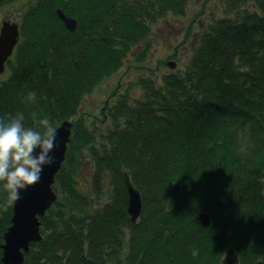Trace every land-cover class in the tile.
Segmentation results:
<instances>
[{"label":"trees","instance_id":"trees-1","mask_svg":"<svg viewBox=\"0 0 264 264\" xmlns=\"http://www.w3.org/2000/svg\"><path fill=\"white\" fill-rule=\"evenodd\" d=\"M17 1L0 0V8ZM190 1H31L9 73L0 74V117L23 113L26 127L47 118L57 128L77 116L153 25L185 15ZM57 8L77 19L75 31ZM140 85L142 98L121 93L108 108L113 124L100 136L83 116L74 123L54 183L61 196L41 217L43 238L23 264H222L231 246L241 264H263L264 0H225L224 16L203 31L185 70ZM86 155L95 163L90 194L76 178ZM125 172L143 197L136 222ZM106 174L111 200L93 210ZM6 198L0 189V204ZM13 205L0 208V243ZM200 211L210 214L209 226ZM2 256L0 248V264Z\"/></svg>","mask_w":264,"mask_h":264},{"label":"rangeland","instance_id":"rangeland-1","mask_svg":"<svg viewBox=\"0 0 264 264\" xmlns=\"http://www.w3.org/2000/svg\"><path fill=\"white\" fill-rule=\"evenodd\" d=\"M31 1L33 0H20L1 7L0 29L6 20L18 22L21 25L22 15ZM224 3L225 0H192L188 4L185 15L168 14L161 18L153 25L151 35L144 42L132 48L122 66L103 79L91 93L84 97L80 114L70 119L73 125L83 116L86 125L100 136L113 124L108 116V108L118 100L121 93H127L130 101L140 99L144 94L140 85L142 78L151 77L161 84L165 75L175 71H184L203 31L213 20L224 16ZM146 46H149L148 55L145 59H141L139 52ZM170 62H175L176 67L172 68L169 65ZM8 73L9 68L6 63V70L0 74L5 77ZM94 172L95 163L89 155H86L76 178L78 187L87 194H90L93 189ZM103 184L104 193L101 196H94L93 210L104 206L111 200L114 186L110 175L106 174ZM57 188L59 189V186ZM57 195L61 196L58 192ZM262 263L264 264V258Z\"/></svg>","mask_w":264,"mask_h":264},{"label":"water","instance_id":"water-1","mask_svg":"<svg viewBox=\"0 0 264 264\" xmlns=\"http://www.w3.org/2000/svg\"><path fill=\"white\" fill-rule=\"evenodd\" d=\"M59 17L65 22L70 31H75L78 26L77 19L68 16L63 9L57 8ZM21 36L18 22L4 21L0 29V73L6 70V63L14 54L15 48ZM172 68L176 67L175 62H170ZM73 122L65 120L58 126L56 133L57 147L51 153L54 163L44 166L39 183L21 190V198L13 205L12 223L4 234V242L0 243L3 249V264H23L25 253L30 250L33 242L43 238L41 233V217L51 208L57 200L58 195L53 185L56 175L61 169L72 137ZM129 205L128 211L132 221L139 220L143 211V197L141 191L133 184L129 173L125 172ZM179 187V185H177ZM199 218L204 226L211 223L210 214L199 212ZM240 255L234 247L226 250L222 264H240Z\"/></svg>","mask_w":264,"mask_h":264},{"label":"clouds","instance_id":"clouds-1","mask_svg":"<svg viewBox=\"0 0 264 264\" xmlns=\"http://www.w3.org/2000/svg\"><path fill=\"white\" fill-rule=\"evenodd\" d=\"M27 102L34 95L25 97ZM23 113L0 117V189L7 193L4 211L21 198V190L39 183L44 166L54 163L57 129L47 118L37 127H26Z\"/></svg>","mask_w":264,"mask_h":264}]
</instances>
